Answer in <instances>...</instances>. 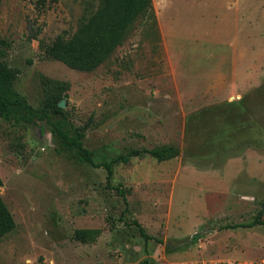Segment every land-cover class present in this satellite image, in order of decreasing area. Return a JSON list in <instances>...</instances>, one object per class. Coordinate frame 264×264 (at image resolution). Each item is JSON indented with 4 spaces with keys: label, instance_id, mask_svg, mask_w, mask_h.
I'll list each match as a JSON object with an SVG mask.
<instances>
[{
    "label": "rangeland",
    "instance_id": "1",
    "mask_svg": "<svg viewBox=\"0 0 264 264\" xmlns=\"http://www.w3.org/2000/svg\"><path fill=\"white\" fill-rule=\"evenodd\" d=\"M92 72L49 57L100 0H2L0 60L19 71L35 108H62L95 162L129 148L175 145L107 171L59 153L49 123L0 119V195L16 223L0 264H173L238 259L264 264V0H152ZM76 229H100L95 243Z\"/></svg>",
    "mask_w": 264,
    "mask_h": 264
},
{
    "label": "trees",
    "instance_id": "2",
    "mask_svg": "<svg viewBox=\"0 0 264 264\" xmlns=\"http://www.w3.org/2000/svg\"><path fill=\"white\" fill-rule=\"evenodd\" d=\"M2 0H0L1 5ZM147 15L155 22L152 0H100L98 9L86 20L82 21L76 32L69 38L58 36L50 44L46 53L68 67L92 72L104 63L114 50L124 41L129 27L140 17ZM19 71L0 60V119L15 125L34 124L46 120L51 127V134L59 153L76 152L79 160L103 167L107 171V186L114 189L126 204L119 219L128 226L138 228L146 240L151 237L146 234L140 223L127 217L128 206L126 191L122 184L112 185L114 167L120 163H128L133 158L150 156L158 162L169 161L178 157L180 149L175 145H161L152 148H129L110 161L95 162V153L84 145L86 131L91 126L92 117L84 126H75L68 119L65 111L54 105L51 110L35 108L20 94L15 83ZM3 181L0 176V188ZM263 226L260 216L248 225L238 224L228 228ZM16 223L0 195V239L13 231ZM100 229H76L74 238L83 243H95L100 236Z\"/></svg>",
    "mask_w": 264,
    "mask_h": 264
},
{
    "label": "built area",
    "instance_id": "3",
    "mask_svg": "<svg viewBox=\"0 0 264 264\" xmlns=\"http://www.w3.org/2000/svg\"><path fill=\"white\" fill-rule=\"evenodd\" d=\"M173 264H250L243 260L228 259V258H217V259H206V260H194L186 262H177Z\"/></svg>",
    "mask_w": 264,
    "mask_h": 264
},
{
    "label": "water",
    "instance_id": "4",
    "mask_svg": "<svg viewBox=\"0 0 264 264\" xmlns=\"http://www.w3.org/2000/svg\"><path fill=\"white\" fill-rule=\"evenodd\" d=\"M59 107H60V108H63V107H64L63 102L59 104Z\"/></svg>",
    "mask_w": 264,
    "mask_h": 264
}]
</instances>
